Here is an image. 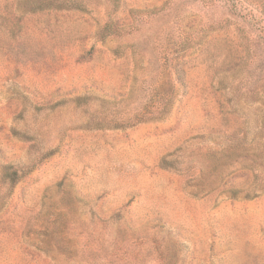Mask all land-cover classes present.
<instances>
[{
    "label": "rangeland",
    "instance_id": "1",
    "mask_svg": "<svg viewBox=\"0 0 264 264\" xmlns=\"http://www.w3.org/2000/svg\"><path fill=\"white\" fill-rule=\"evenodd\" d=\"M0 264H264V0H0Z\"/></svg>",
    "mask_w": 264,
    "mask_h": 264
},
{
    "label": "trees",
    "instance_id": "2",
    "mask_svg": "<svg viewBox=\"0 0 264 264\" xmlns=\"http://www.w3.org/2000/svg\"><path fill=\"white\" fill-rule=\"evenodd\" d=\"M161 8V7H160ZM155 11H159L160 9H153ZM105 29V26L102 28V31H104ZM112 32L109 31L107 34H111ZM246 49H247V46H246ZM164 99L163 98H159L158 100L160 102H162ZM173 99L171 97V101L169 100V102H171L170 104L172 105L173 103ZM165 106H167L166 104L164 106H159V107H156L154 110L152 111H149L147 113V111L141 115H137L136 117H134V123L132 124H121V123H117L116 125H112L111 127L112 128H124L125 126H131V125H134L136 123H139V122H144V121H152V120H160L162 118H164L168 113H169V110H170V107L169 108H166ZM107 121H103V120H100L97 122V126L98 128H102L104 126V123H106ZM2 176L4 177V179L6 180H9L8 183L10 185V187L12 188L16 182L18 181V179L20 178L21 175L18 174V171L16 169H12L10 167V173L8 172V170H5L4 171V174H2Z\"/></svg>",
    "mask_w": 264,
    "mask_h": 264
}]
</instances>
